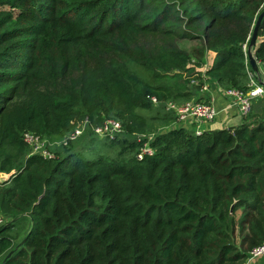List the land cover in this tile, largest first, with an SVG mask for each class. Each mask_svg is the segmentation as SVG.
I'll return each mask as SVG.
<instances>
[{"label": "trees", "instance_id": "1", "mask_svg": "<svg viewBox=\"0 0 264 264\" xmlns=\"http://www.w3.org/2000/svg\"><path fill=\"white\" fill-rule=\"evenodd\" d=\"M260 13L255 61L264 0H0V264H243L264 243V98L198 135L141 111L244 91ZM107 118L120 132L95 136ZM83 125L50 157L22 140Z\"/></svg>", "mask_w": 264, "mask_h": 264}, {"label": "built area", "instance_id": "2", "mask_svg": "<svg viewBox=\"0 0 264 264\" xmlns=\"http://www.w3.org/2000/svg\"><path fill=\"white\" fill-rule=\"evenodd\" d=\"M256 65L260 68L263 78L259 83L255 79L254 73L248 71V80L246 82V89L241 91L236 88H220L216 87L218 92L225 97L228 102V105L233 107L236 113L240 116L244 115L248 108L251 99L256 97L264 98V60L255 61ZM204 69H202L203 71ZM190 83H195L191 80ZM209 85L203 82L199 86V93L203 94L208 92ZM151 104L158 105L159 102L153 96L147 97ZM165 109L174 116V122L176 126H181L191 131L195 135L202 133L206 125L213 121L217 115V110L212 104L210 98L207 100H185L181 102H175L168 100L164 102ZM84 129V125L76 127L70 133H67L61 138L60 146L66 145L68 141H73L78 137ZM92 133L99 137H105L112 139L114 135L120 132V124L116 119L107 118L104 119L100 124L91 126ZM23 142L30 148V153H37L43 157H50V153L46 149V142L44 138L39 137L38 135L32 132H23L22 134ZM152 153L151 148L145 143L143 144L138 151L136 152V158L141 159L144 155H150ZM5 221L4 218L0 217V225ZM264 255V243L253 246L247 253L244 263H249L250 261L261 257Z\"/></svg>", "mask_w": 264, "mask_h": 264}, {"label": "crops", "instance_id": "3", "mask_svg": "<svg viewBox=\"0 0 264 264\" xmlns=\"http://www.w3.org/2000/svg\"><path fill=\"white\" fill-rule=\"evenodd\" d=\"M247 51H250L253 55V47L249 49L247 47L246 52ZM212 58H213V53L208 51L205 56V67L210 65ZM248 71L251 72L252 70L248 68L246 69L247 80H248V73H247ZM252 73H254L255 79H257V81L260 83L261 79L263 78L260 68L257 66V71L256 72L252 71ZM215 86L217 87V85L213 83H209V87L207 90L208 92L203 94L200 93L197 96H195L201 98H206V97L210 98L213 106L217 110V115L215 119L206 125L205 130L227 128L241 123L242 120L241 116L236 113L233 107L228 105V102L225 99V97L218 92ZM243 264H264V255L250 261L249 263H243Z\"/></svg>", "mask_w": 264, "mask_h": 264}, {"label": "rangeland", "instance_id": "4", "mask_svg": "<svg viewBox=\"0 0 264 264\" xmlns=\"http://www.w3.org/2000/svg\"><path fill=\"white\" fill-rule=\"evenodd\" d=\"M181 43H182V46L184 48H189V46L191 45V43L190 42H187V41H183ZM204 82L207 83L206 81H204ZM207 84L209 85V83H207ZM190 100H194V98L193 99H190ZM141 113L142 114H145V115H155V114H157V115H165V114H168V111L165 109V107L163 105V107H161V106L160 107H154L153 106V108H151L150 112H148V111L147 112L146 111L145 112L144 111H141ZM176 125L177 124L174 121H172L171 124H168L167 126H155V127H157V128L159 127L160 130H164L166 128H170L172 126L174 127ZM83 131H84V129H83ZM140 136H148V137H150L151 135H149V134H143V135H140ZM61 138L62 137H59V138H57V137H55V138H44V140H45L44 142H46V145H45L46 146V149L50 153H52V154L53 153H56V151H58V149L60 148L59 146H60V143H61ZM84 139L87 140L88 138H82L80 141L77 140L75 144L76 145H81V143L83 142L82 140H84ZM6 177H7L6 174L0 173V182L3 181V180H5ZM6 221H8V220H6ZM17 223L18 224H16V222H15L14 230H12L11 233L18 235V237H21L25 233L28 224H27V221L26 222L25 221H23V222L22 221H17Z\"/></svg>", "mask_w": 264, "mask_h": 264}, {"label": "water", "instance_id": "5", "mask_svg": "<svg viewBox=\"0 0 264 264\" xmlns=\"http://www.w3.org/2000/svg\"><path fill=\"white\" fill-rule=\"evenodd\" d=\"M261 16H262V13H260L257 16L256 21L253 25L252 32H251V35H250L249 40H248V45H247L248 49L253 47L254 44L257 42L256 30H257V26H258V23H259ZM246 60H247V63L249 65L250 69L252 71L256 72L257 71V65H256L255 59H254V57L250 51L246 52Z\"/></svg>", "mask_w": 264, "mask_h": 264}]
</instances>
